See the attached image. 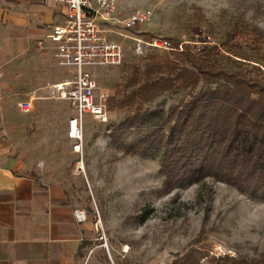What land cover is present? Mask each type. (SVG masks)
<instances>
[{"label":"rangeland","instance_id":"rangeland-1","mask_svg":"<svg viewBox=\"0 0 264 264\" xmlns=\"http://www.w3.org/2000/svg\"><path fill=\"white\" fill-rule=\"evenodd\" d=\"M134 9L149 17L145 26H107L110 39L123 45L122 65L92 70L98 92L109 98L123 100L136 90L126 87L137 68L143 75L147 64L171 53L150 49L139 56L134 53L135 36L167 41L172 48L173 43L186 44L193 51L216 45L225 50L221 65L237 70L246 61L260 65L264 73V0H118L122 19ZM244 26L249 37L234 39ZM56 70L65 78L73 76L69 67L57 65ZM37 95L29 113L20 112L25 99L18 97L10 111L18 121L8 123L22 156L47 183L64 189L75 211L86 214L88 246L82 264H174L186 255L192 264H214L229 256L255 263L264 259V200L215 180L168 188L161 157L124 155L113 141V133L135 108L111 110L107 103L105 124L86 116L84 150L77 154L65 127L75 115L70 104L47 99L45 91ZM191 96L185 89L167 92L142 111H162L166 117ZM38 105L53 117L25 120Z\"/></svg>","mask_w":264,"mask_h":264},{"label":"trees","instance_id":"trees-1","mask_svg":"<svg viewBox=\"0 0 264 264\" xmlns=\"http://www.w3.org/2000/svg\"><path fill=\"white\" fill-rule=\"evenodd\" d=\"M233 36L249 37V27ZM180 45L173 43L169 55L147 64L143 75L137 68L126 87L136 90L123 100L109 98L111 110L136 111L119 125L113 141L124 155L161 157L168 188L215 180L264 200L263 68L245 61L231 70L221 65L225 57L221 47L193 51ZM181 89L190 90L191 100L166 117L162 111H142L152 100ZM189 258L174 264H192ZM214 264H264V259L255 263L229 256Z\"/></svg>","mask_w":264,"mask_h":264},{"label":"crops","instance_id":"crops-1","mask_svg":"<svg viewBox=\"0 0 264 264\" xmlns=\"http://www.w3.org/2000/svg\"><path fill=\"white\" fill-rule=\"evenodd\" d=\"M67 14L56 0H0V264H82L88 246L85 217L70 206L61 186L47 183L22 156L8 123L18 121L10 112L18 97L34 105L38 92L70 79L56 70L54 50L37 46ZM44 110L38 105L24 119L53 117Z\"/></svg>","mask_w":264,"mask_h":264},{"label":"built area","instance_id":"built-area-1","mask_svg":"<svg viewBox=\"0 0 264 264\" xmlns=\"http://www.w3.org/2000/svg\"><path fill=\"white\" fill-rule=\"evenodd\" d=\"M56 1L67 6L66 21L53 28L45 39L39 40L37 46L43 51L54 50L59 65L74 70L72 78L47 87V99L67 101L72 107L75 115L68 120V136L74 143V152L81 154L84 150L86 116L104 124L109 122V97L98 92L99 85L92 70L95 67L121 66L125 57L123 45L110 39L107 26L122 24L128 30H135L145 26L149 17L142 10L134 9L129 17L122 19L118 0ZM132 39L135 42L134 53L139 56L147 55L150 49L160 54L173 50L167 41L145 40L140 36ZM33 102V99L23 101L19 104V110L31 112ZM80 214L86 219V214Z\"/></svg>","mask_w":264,"mask_h":264},{"label":"bare ground","instance_id":"bare-ground-1","mask_svg":"<svg viewBox=\"0 0 264 264\" xmlns=\"http://www.w3.org/2000/svg\"><path fill=\"white\" fill-rule=\"evenodd\" d=\"M81 165V168H82V166H84L83 164H80Z\"/></svg>","mask_w":264,"mask_h":264}]
</instances>
